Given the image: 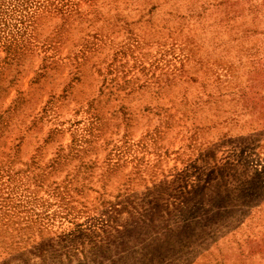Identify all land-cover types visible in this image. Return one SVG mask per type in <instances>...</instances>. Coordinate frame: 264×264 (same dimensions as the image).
<instances>
[{
  "label": "rangeland",
  "instance_id": "rangeland-1",
  "mask_svg": "<svg viewBox=\"0 0 264 264\" xmlns=\"http://www.w3.org/2000/svg\"><path fill=\"white\" fill-rule=\"evenodd\" d=\"M0 264H264V0H0Z\"/></svg>",
  "mask_w": 264,
  "mask_h": 264
}]
</instances>
